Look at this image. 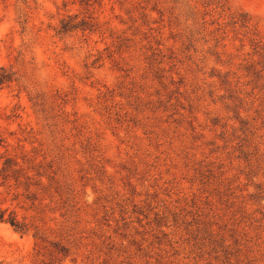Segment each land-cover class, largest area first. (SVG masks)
Listing matches in <instances>:
<instances>
[{
	"label": "rangeland",
	"instance_id": "rangeland-1",
	"mask_svg": "<svg viewBox=\"0 0 264 264\" xmlns=\"http://www.w3.org/2000/svg\"><path fill=\"white\" fill-rule=\"evenodd\" d=\"M86 2L0 0V264H264V0Z\"/></svg>",
	"mask_w": 264,
	"mask_h": 264
},
{
	"label": "trees",
	"instance_id": "trees-1",
	"mask_svg": "<svg viewBox=\"0 0 264 264\" xmlns=\"http://www.w3.org/2000/svg\"><path fill=\"white\" fill-rule=\"evenodd\" d=\"M86 1H87L86 4H88V1L90 0H86ZM74 19L75 17H71V16L61 19L59 22L58 29L56 30L57 33L66 34L67 32H71L76 29H80L82 31L87 30L88 32H90L96 29V27L98 26L97 21H94L90 16H88V19L83 18L80 21H75ZM11 81H12V73L9 72L3 66H0V84ZM2 142L3 140L2 138H0V145L2 144ZM12 165L13 164L11 163L10 159L6 158L4 161V165L1 169V175L3 180L8 179L9 177H13L14 174L17 172V169L13 168ZM57 186L60 187V184H58ZM27 187L28 186H26V191H27L26 197L29 198L30 196H32V194L28 192ZM58 187L56 192L60 197V199H63L62 203L67 206H71L70 202L72 197H70L69 190L65 187L63 188L61 187V190H58ZM5 212L6 209L0 212V220L9 223L17 232L26 233L32 227V225L29 224L28 222L24 220H20L13 211H10L6 217L4 216ZM33 229H34L32 233L33 237L40 239L41 241L46 239L44 233L39 228L33 226ZM50 244L58 252L62 254H69L71 252V247L65 243L59 241H53L50 242Z\"/></svg>",
	"mask_w": 264,
	"mask_h": 264
}]
</instances>
